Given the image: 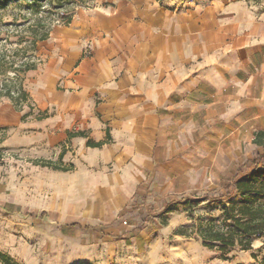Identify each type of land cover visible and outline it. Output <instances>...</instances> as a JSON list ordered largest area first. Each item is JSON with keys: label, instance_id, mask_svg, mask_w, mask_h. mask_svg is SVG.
<instances>
[{"label": "crops", "instance_id": "1", "mask_svg": "<svg viewBox=\"0 0 264 264\" xmlns=\"http://www.w3.org/2000/svg\"><path fill=\"white\" fill-rule=\"evenodd\" d=\"M185 6L93 0L57 33L54 69L39 79L63 88L55 96L59 142L50 145L65 143L72 157L87 139L104 143L86 146V163L110 184L112 210L118 196H178L220 183L259 148L264 11L239 0ZM60 154L73 174L74 161Z\"/></svg>", "mask_w": 264, "mask_h": 264}, {"label": "rangeland", "instance_id": "2", "mask_svg": "<svg viewBox=\"0 0 264 264\" xmlns=\"http://www.w3.org/2000/svg\"><path fill=\"white\" fill-rule=\"evenodd\" d=\"M31 1L0 0V264H264V238L254 240L250 250L234 247L222 256L217 249L205 248L196 234L200 225L224 227L225 211L240 203L236 191L211 200L224 192L221 182H208L178 196L147 190L130 199L118 196L119 205L112 210L114 200L105 198L110 184L87 167L85 142L77 144L72 157L65 143L61 148L49 144L50 139L59 142L55 96L63 88L54 78L44 84L39 79L46 69H54L55 38L67 26L61 17L89 7L93 0H35L30 8ZM159 1L181 10L192 0ZM239 1L264 11V0ZM39 18L50 25L49 38L38 43L34 56L24 54L28 29ZM27 55L39 63L20 76L27 98L14 101L4 96L15 81L10 62L18 63ZM47 79V74L41 78ZM258 147L235 171L245 173V164L262 151ZM61 150L74 161L73 174L35 163L52 161L71 170L72 165L56 161ZM60 155L61 159L63 152ZM247 180L264 189V170ZM171 202V211L163 213ZM256 205L264 206V198ZM42 213L47 214L43 219ZM69 224L77 227L62 233L61 227ZM86 226L120 239L105 241Z\"/></svg>", "mask_w": 264, "mask_h": 264}, {"label": "trees", "instance_id": "3", "mask_svg": "<svg viewBox=\"0 0 264 264\" xmlns=\"http://www.w3.org/2000/svg\"><path fill=\"white\" fill-rule=\"evenodd\" d=\"M35 0H32L29 4L30 8L35 6ZM75 13L71 12L69 15L61 17L64 25L70 24L72 17ZM43 18L36 19L35 24L30 26L28 31L30 37L25 41L23 48L24 54L30 52L35 54L38 43L46 41L49 38L51 27L42 22ZM30 54V55H31ZM30 55L26 56L25 60H20L18 63L10 62V72L14 74L13 88L7 90L4 96L11 100L17 101L21 98H27V93L22 86V77L25 72L36 69L39 61L32 60ZM34 56V55H33ZM79 136L86 138L83 132H77L72 134V137ZM103 142H92L89 139L86 141L88 147H101ZM254 144L260 146L262 151L257 153L256 156L249 160L245 164V173L241 175V170H236L233 174L230 173L225 176L220 183L222 190L224 191L218 197L211 200H222L228 198L229 195L236 191L240 197V203L237 206H233L231 210H226L224 215V227L215 225L214 223H208L200 225L196 234L202 241V245L208 249H217L224 256L225 252L234 247H238L240 250H250L252 242L257 239L264 238V206L256 205L257 200L264 198V189L261 187H255L250 181L247 180V176L261 174L264 170V132H260L254 139ZM36 164L42 167L52 168L54 170H69L60 167L56 162L37 160ZM243 168V169H244ZM173 202L168 203L163 208V213H169ZM12 208L11 205L7 206ZM19 209V208H18ZM230 211V212H229ZM46 213H42L40 218L46 217ZM77 225H65L61 227V232L69 234L68 231L76 228ZM85 230H89L92 234H100L99 238L105 241L119 240V236H111L103 234L99 229L95 227L86 226ZM185 230H179V235H185ZM71 235V234H70Z\"/></svg>", "mask_w": 264, "mask_h": 264}]
</instances>
